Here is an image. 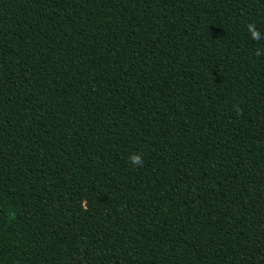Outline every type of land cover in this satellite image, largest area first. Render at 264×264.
<instances>
[{
    "label": "trees",
    "instance_id": "trees-1",
    "mask_svg": "<svg viewBox=\"0 0 264 264\" xmlns=\"http://www.w3.org/2000/svg\"><path fill=\"white\" fill-rule=\"evenodd\" d=\"M0 264H264V0H0Z\"/></svg>",
    "mask_w": 264,
    "mask_h": 264
},
{
    "label": "clouds",
    "instance_id": "clouds-1",
    "mask_svg": "<svg viewBox=\"0 0 264 264\" xmlns=\"http://www.w3.org/2000/svg\"><path fill=\"white\" fill-rule=\"evenodd\" d=\"M253 36L256 35L255 32L252 33ZM130 161L133 165H141L142 164V159L140 155L137 154H131L130 155Z\"/></svg>",
    "mask_w": 264,
    "mask_h": 264
}]
</instances>
